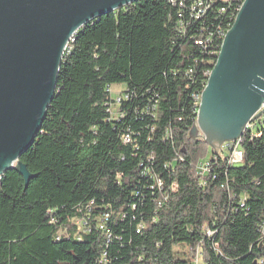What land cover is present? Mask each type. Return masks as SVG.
Returning <instances> with one entry per match:
<instances>
[{
    "label": "trees",
    "instance_id": "1",
    "mask_svg": "<svg viewBox=\"0 0 264 264\" xmlns=\"http://www.w3.org/2000/svg\"><path fill=\"white\" fill-rule=\"evenodd\" d=\"M182 1L137 0L77 32L20 157L36 176L0 179V264H263L264 118L238 165L190 137L223 38L196 42L228 30L244 0L224 13L211 0L200 19Z\"/></svg>",
    "mask_w": 264,
    "mask_h": 264
},
{
    "label": "water",
    "instance_id": "2",
    "mask_svg": "<svg viewBox=\"0 0 264 264\" xmlns=\"http://www.w3.org/2000/svg\"><path fill=\"white\" fill-rule=\"evenodd\" d=\"M137 0H0V179L34 143L67 45L102 15ZM264 114V0H244L202 92L190 137L215 148Z\"/></svg>",
    "mask_w": 264,
    "mask_h": 264
},
{
    "label": "built area",
    "instance_id": "3",
    "mask_svg": "<svg viewBox=\"0 0 264 264\" xmlns=\"http://www.w3.org/2000/svg\"><path fill=\"white\" fill-rule=\"evenodd\" d=\"M168 1L170 3H173L174 5L179 4L180 6H183V4H184L182 0H168ZM221 1H223L225 3L224 6H222L220 9L221 13H224L225 11H227V8H230L231 6L234 7V11H235V8H237L238 0H221ZM211 5H212L211 0H193V5H192L193 17H195L196 19H200L202 16L205 15L206 11L211 7ZM223 32H225V30H221L219 28V30H217L215 35L208 37L206 40L203 38L199 39L196 43L198 45H201V46H206V45L211 43L210 39L216 37V35L220 38V35H222ZM69 44L66 47V51L69 50ZM215 57H217V54L215 55ZM117 100L119 101L120 98H117ZM198 100H199V105H200L201 96L198 97ZM113 106L114 105H112V107ZM263 118H264V114L261 117H259L258 119L254 120V124H247L245 127V130H244V134L247 131H251V132H253L254 136L258 135V132L255 130V127L257 126L258 122L263 121ZM242 139H243V136L236 139V140L226 141L222 145L221 152L222 151L227 152V154H228L227 160H228L229 165H238V164L242 163V161H243L242 160V149H241ZM129 141H130V136L126 135L125 136V142H129ZM210 169H211V164L208 162H202V163L198 164V171L202 175L209 172ZM161 185H162V183L159 182V186H161ZM108 218H109L108 214H105L103 216L102 223L100 226L101 229L105 228V222L108 220ZM77 224L80 225V221H78ZM80 228H81V226H80ZM261 229L264 232V221L261 225ZM197 254L199 255L198 252H197ZM194 261L196 262V264H198V257H196ZM260 263L264 264V257H262V259H260Z\"/></svg>",
    "mask_w": 264,
    "mask_h": 264
},
{
    "label": "rangeland",
    "instance_id": "4",
    "mask_svg": "<svg viewBox=\"0 0 264 264\" xmlns=\"http://www.w3.org/2000/svg\"><path fill=\"white\" fill-rule=\"evenodd\" d=\"M126 85L125 84H113L111 86V91L110 94L112 96L113 99H117L119 96L122 95L123 90L125 89ZM114 106L112 107V112L116 113L117 112V106L115 104H113ZM203 137V136H202ZM204 138V137H203ZM205 139V138H204ZM206 141V140H205ZM226 142V141H225ZM222 142L219 144V147L215 148L213 145L208 144L209 146V154L207 156V158L210 157L212 150H214L215 152H221L222 150V145L225 143ZM225 154V152L223 153ZM188 248V247H187ZM182 249H186V247H182Z\"/></svg>",
    "mask_w": 264,
    "mask_h": 264
},
{
    "label": "bare ground",
    "instance_id": "5",
    "mask_svg": "<svg viewBox=\"0 0 264 264\" xmlns=\"http://www.w3.org/2000/svg\"><path fill=\"white\" fill-rule=\"evenodd\" d=\"M244 2V1H243ZM243 2H242V4H243ZM242 4L240 5V8L238 9V12L240 11V9H241V7H242ZM238 14V13H237ZM236 17H237V15H236ZM236 17H235V19H236ZM235 19H234V21H235ZM234 21H233V23H234ZM233 25V24H232ZM231 28V27H230ZM229 28V29H230ZM228 29V30H229ZM228 30H226L225 32H223L222 33V38H223V40H224V38H225V36H226V34H227V32H228ZM74 41V37L71 39V41H70V43L71 42H73ZM222 46V45H221ZM218 56V55H217ZM216 59H217V57H216ZM214 66V65H213ZM213 68V67H212ZM211 73V72H210ZM210 75V74H209ZM209 77V76H208ZM202 95V94H201ZM254 121V120H253ZM253 121H250L248 124H251Z\"/></svg>",
    "mask_w": 264,
    "mask_h": 264
}]
</instances>
